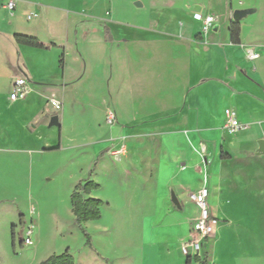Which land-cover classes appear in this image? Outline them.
<instances>
[{
    "label": "rangeland",
    "instance_id": "374dc122",
    "mask_svg": "<svg viewBox=\"0 0 264 264\" xmlns=\"http://www.w3.org/2000/svg\"><path fill=\"white\" fill-rule=\"evenodd\" d=\"M187 1L83 0L82 13L88 26L84 29L91 34L102 24L92 17L108 19L105 13L110 11L116 21L132 26V34L139 35L140 29L151 26H172L174 16L181 13ZM213 1L215 17L225 27L230 6L239 7L242 0ZM78 18L52 16L49 32L39 34L65 47L63 78L58 49L18 48L12 42L0 41V264H38L66 250L75 264H185L182 248L190 238L186 240V230L192 228L199 213L186 198V212L180 216L175 213L183 208L165 202V187L158 181V163L153 159L167 155L156 136L144 140L147 153L138 152L136 156L132 152L131 157L125 156L129 144L126 137L113 140L117 144L105 155L114 165L103 164L92 178L101 187L94 198L103 206L98 221L82 226L89 241L74 222L69 195L76 183L86 179L95 158V141L108 131L102 119L107 109L113 108L114 99H109L107 86L110 84L115 94H122L125 75L123 65L116 63L121 56L119 50L103 46L98 33L77 42L71 39L70 27ZM253 18L249 16L245 22ZM5 19L0 15L2 38ZM21 19L26 22L25 17ZM195 27L200 23L195 22ZM19 78L26 79L30 90L28 104L34 112L31 123L27 111L16 113L10 107L9 93ZM51 100L61 104L60 111L49 108ZM61 111V127L49 128L50 118ZM98 125L102 126L100 130ZM252 142L230 140L233 156L242 157L234 164V191H225V180L220 195L218 188L215 206L220 217L230 221L219 223L203 245L200 259L206 255L207 264H264V154L257 153L258 147L254 153ZM193 156L200 164L197 154ZM108 168H114V172H105ZM123 168L137 172L122 174ZM150 169L153 176H149ZM195 180L201 183L202 176L196 175ZM226 196L228 203L224 201ZM207 203L209 208V200ZM191 206L197 209V217L185 226L186 218L195 215ZM16 207L24 213L26 222L31 209L38 218V234L35 237L34 229L30 246L23 244L27 225H20ZM239 216L246 217L243 227L237 223Z\"/></svg>",
    "mask_w": 264,
    "mask_h": 264
},
{
    "label": "crops",
    "instance_id": "0c3cea01",
    "mask_svg": "<svg viewBox=\"0 0 264 264\" xmlns=\"http://www.w3.org/2000/svg\"><path fill=\"white\" fill-rule=\"evenodd\" d=\"M8 1L10 0H0V15L6 18L1 28L4 37L0 36V41L16 45L14 35L22 34L36 38L44 45H54L49 50L58 49L60 55H64L62 78L67 66L65 47L39 35L49 32L52 16L79 15L70 27L71 39L74 42L98 33V40L103 46L118 49L120 52L121 56L117 57L116 63H121L125 72L122 94H115L112 86H107L108 97L114 99V105L112 109H107L106 114L113 113L115 124L106 125V114L103 116L102 124L108 131L95 141V158L86 179L91 170L92 180L103 164L114 165L105 153L112 145L117 144L113 142L116 137L122 135L129 140L125 156L131 157L132 152L135 155L138 152L142 154V151L147 153V142L144 140L156 136L167 155L153 159L158 163V181L165 187L164 200L170 203L169 206L173 204L178 205V209H184L181 213L173 214L184 215L186 208L183 199H189L188 191L193 192L205 185L209 192L211 215L219 223H229L228 217H220V210L215 204L218 201V188L219 195L222 193L223 180L227 187L225 191H234V164L238 157H242L233 156L229 150L230 140L236 143L253 141L254 153L260 142L264 144V0H242L239 7L230 6L227 12L230 18L225 27L215 17L213 0H188L181 13L174 16L172 26L157 25L140 29L139 35L132 34V26L116 21L110 11L105 13V17L111 21L104 17H92L102 24L97 25L98 29H92L91 34H88L84 29L88 26L84 20L86 15L82 13L83 0H11L15 3L13 12L4 9ZM235 11L247 12L237 21L239 44H233L229 34L230 23L236 22L233 20ZM196 12L215 18L216 21L209 32L202 33L201 23L200 27H195L197 21L193 19V14ZM249 16H254L253 20L245 22ZM21 17H25L26 22H23ZM78 26L81 27L80 31ZM248 49L257 54L258 58L249 60L246 56ZM29 92L28 88L27 97L23 101H9L10 107L15 108L16 113L27 111L30 115L28 123H31L34 112L28 104ZM226 109H232L236 113L238 121L244 126L243 131L238 134H229L226 131ZM57 117L58 120L61 118V127L62 111ZM40 128L42 125L37 131ZM101 128L102 126L98 125V129ZM200 142L206 144L208 154L204 167L205 182L201 175V183L195 180L196 175L200 174L194 171L201 163L196 164L193 156L194 153L197 154L196 148ZM221 153L230 156L221 157ZM257 153H261L260 150ZM228 169H232V172H227ZM223 170H226V173H223ZM134 171L137 172L123 168L121 173L131 175ZM105 172H114V168H108ZM149 172V176H153L151 169ZM95 193H92L91 197H94ZM228 198H224L225 203H228ZM191 208L195 215L186 218L185 226L197 217V209L193 206ZM16 212L18 221L23 219V228L32 223L36 237L38 218L34 209H31L27 222L18 207ZM246 221V217L239 216L237 223L243 227ZM191 229L186 230V240ZM186 259L187 257H183L185 264Z\"/></svg>",
    "mask_w": 264,
    "mask_h": 264
},
{
    "label": "built area",
    "instance_id": "2783aa9c",
    "mask_svg": "<svg viewBox=\"0 0 264 264\" xmlns=\"http://www.w3.org/2000/svg\"><path fill=\"white\" fill-rule=\"evenodd\" d=\"M4 9L9 12H13L15 9V3L13 1H8ZM30 19V17H28ZM193 19L199 23H201V31L202 33H207L213 27L215 23V18L213 16H204L198 12L193 14ZM246 56L249 60H255L258 58V55L252 52V50L248 49L246 51ZM28 94L27 82L25 78L17 79L10 90L9 100L11 102L23 101ZM49 108L53 111H60L61 104L56 100H51L49 102ZM225 117V129L229 134H238L244 130V126L238 121L236 117V113L232 109H226L224 111ZM105 123L108 126H113L115 124V117L113 113L107 112L105 116ZM197 156L200 159V166L194 168V171L203 176V180L205 182L204 176V167L207 163V147L203 142L198 143L196 148ZM208 197L209 192L205 185H202L196 188L189 195V200L196 206L198 209L199 215L196 221L194 222L190 238L186 243V246L182 248V253L191 259L194 257L200 258L201 251L203 245L209 239V237L214 232V229L218 226V220L213 217L208 208ZM34 234V226L32 223L28 224L24 228V241L23 244L25 246L32 245V237Z\"/></svg>",
    "mask_w": 264,
    "mask_h": 264
},
{
    "label": "trees",
    "instance_id": "16d2710c",
    "mask_svg": "<svg viewBox=\"0 0 264 264\" xmlns=\"http://www.w3.org/2000/svg\"><path fill=\"white\" fill-rule=\"evenodd\" d=\"M230 40L233 44H239V24L237 22L230 23L229 27ZM14 42L18 46L29 47L33 49H38L41 51H48L54 45H44L39 42L36 38L15 34ZM63 57L61 54L59 56V67L63 66ZM224 154L221 153V157ZM92 171L89 173V177L81 182H79L71 191L69 196V205L71 208V213L74 217V222L77 227L80 229L82 234L87 238L88 235L83 229V225L88 222L98 221L101 218V207L103 206V202L99 199L91 197V194L100 190V185L90 179L92 175ZM20 225H23V219L20 218ZM14 236V232L12 229V237ZM192 261L198 262L199 264H207L206 263V255L203 256V259L198 257H194L193 259L187 257L186 264H191ZM38 264H75L74 259L68 250L64 251L60 255H51L44 261Z\"/></svg>",
    "mask_w": 264,
    "mask_h": 264
},
{
    "label": "water",
    "instance_id": "95a60500",
    "mask_svg": "<svg viewBox=\"0 0 264 264\" xmlns=\"http://www.w3.org/2000/svg\"><path fill=\"white\" fill-rule=\"evenodd\" d=\"M246 13L247 12H244V11H235L233 13V20L236 21V22L239 21L242 17H244L246 15ZM58 126H59L58 117L57 116H53L50 119L48 127L49 128H53V127H58ZM259 148H260V152L264 153V144L262 142L259 143Z\"/></svg>",
    "mask_w": 264,
    "mask_h": 264
}]
</instances>
